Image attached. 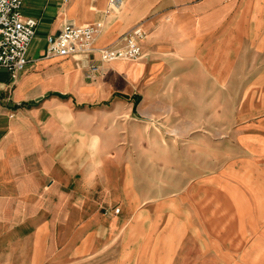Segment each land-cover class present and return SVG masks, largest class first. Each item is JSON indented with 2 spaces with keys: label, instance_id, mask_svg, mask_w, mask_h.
Here are the masks:
<instances>
[{
  "label": "crops",
  "instance_id": "obj_1",
  "mask_svg": "<svg viewBox=\"0 0 264 264\" xmlns=\"http://www.w3.org/2000/svg\"><path fill=\"white\" fill-rule=\"evenodd\" d=\"M110 1H24L23 16L38 21L28 69L18 79L0 69V264H166L160 257L170 249L158 250L154 260L155 249L144 241L151 212L172 224L171 205L175 237L179 227L184 235L169 264H262L261 247L245 246L244 223L223 207L234 196L248 201L243 186L205 175L204 193L199 176L173 204L149 205L164 194L137 185L130 165L120 163L128 157L111 162L101 132L109 126L103 116L122 113V102L133 112L141 92L161 95L157 81L205 77L207 64H253L251 78L261 85L264 0H121L115 8ZM68 20L102 23L98 50L123 47L125 36L139 29L142 59L101 64L103 75L88 82L84 73L99 52L66 59L45 57L47 46L32 52ZM113 95L116 103L102 105ZM197 238L208 239L207 247H198Z\"/></svg>",
  "mask_w": 264,
  "mask_h": 264
},
{
  "label": "rangeland",
  "instance_id": "obj_2",
  "mask_svg": "<svg viewBox=\"0 0 264 264\" xmlns=\"http://www.w3.org/2000/svg\"><path fill=\"white\" fill-rule=\"evenodd\" d=\"M47 45L37 41L32 52L36 54ZM254 66L212 63L205 65V77L197 73L193 81H157L162 87L160 96L141 92L133 100L136 107L133 112L131 105L124 101L122 113L103 116V123L108 120L109 126L101 132V150L112 154L113 163L120 155L128 157L120 163L130 165L137 185L148 188L152 196L164 194L163 198L156 197L157 201L151 200L149 205L159 201L173 204L199 176H203L198 185L204 193L210 183L205 175L221 177L229 184L238 185L236 188L243 186L246 190L241 195L248 201L231 196L234 199L223 207L244 223L240 233L245 238V246L252 247L255 241V246L262 249L264 264V153H261L264 152V82L255 85V79L251 78ZM261 66L264 70V64ZM118 94L128 99L125 92ZM115 96L101 101L102 105L116 103ZM122 168L119 167V174L123 173ZM256 176H260V181ZM173 211L174 205H171L166 220L172 224L166 226L165 219L158 220L156 212H151L149 240L144 241V246L155 249L151 253L154 260L158 259L159 251L170 249L169 255L160 254L166 264L181 243L177 237L184 235L179 227L180 233L175 237ZM207 240L197 238L198 247H207Z\"/></svg>",
  "mask_w": 264,
  "mask_h": 264
},
{
  "label": "built area",
  "instance_id": "obj_3",
  "mask_svg": "<svg viewBox=\"0 0 264 264\" xmlns=\"http://www.w3.org/2000/svg\"><path fill=\"white\" fill-rule=\"evenodd\" d=\"M25 0H0V69L7 70L13 79L27 71L29 65L28 52L35 38L38 21L23 16L22 8ZM111 7H119L121 0H111ZM103 28L102 23L77 25L66 21L57 35L47 39V58L88 57L99 52L98 60H90L84 73L88 82L96 81L103 71L101 64H109L118 60L136 62L142 59L143 51L139 39L142 33L136 29L124 38L123 47H110L98 50L94 41ZM120 212L119 209L116 211Z\"/></svg>",
  "mask_w": 264,
  "mask_h": 264
}]
</instances>
